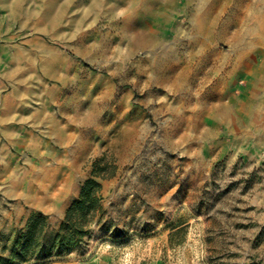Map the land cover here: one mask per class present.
<instances>
[{"label": "rangeland", "instance_id": "rangeland-1", "mask_svg": "<svg viewBox=\"0 0 264 264\" xmlns=\"http://www.w3.org/2000/svg\"><path fill=\"white\" fill-rule=\"evenodd\" d=\"M170 1L178 13H165ZM24 2L43 30L0 3V249L33 212L60 225L96 173L102 210L90 234L28 264H264V0L232 4L228 32L199 48L188 98L169 87L191 58L150 60L189 55L196 35L181 11L193 3ZM160 19L164 44L141 48L138 34ZM236 37L244 43L232 47ZM200 99L214 108L194 114Z\"/></svg>", "mask_w": 264, "mask_h": 264}, {"label": "bare ground", "instance_id": "bare-ground-1", "mask_svg": "<svg viewBox=\"0 0 264 264\" xmlns=\"http://www.w3.org/2000/svg\"><path fill=\"white\" fill-rule=\"evenodd\" d=\"M143 1L145 0H139V2H143ZM184 1L187 5L189 2L194 4L193 10L181 11L182 13H184L185 17L189 18L190 20L191 33H194L196 35V38L193 41L189 42L190 46H192L189 49L190 51L189 55L186 52L185 55L178 56L172 49L168 51L164 50L158 56L150 60V65L154 69H160L162 67H165L168 64V62H175L179 60L181 61L180 57L184 56L182 59L191 58V60L186 63L184 71L180 73L181 77L176 78L175 80H173V83L171 84V86L169 85L170 86L169 90L171 89V91L177 94H185L188 98L189 95L191 94L190 93V85H192L191 78L193 76H199L203 74L202 69L204 68V63L201 60V51L199 48L202 46L204 47V46L211 45L213 38H215V36L220 35L221 33L228 32L227 30L230 27L231 10L233 9L232 4H234L236 0H184ZM23 2L24 0H19L18 4H14L12 3V0H0L2 7L6 11H8L9 13L8 16L10 19L19 20V22H21L22 25H26V26L33 25L35 28L43 30L44 28L43 26L45 22L39 21V19H37L36 16L28 13L27 7H25V2L24 3ZM154 2L157 3L159 2V0H154ZM137 4L139 6V3L136 2L130 5L129 7H127L128 12L132 13L133 11L134 12L137 11L138 9ZM170 4H171L170 7L168 6V9L165 13H168V12L169 14L178 13L180 4H178V2H172V1H170ZM221 4H223L224 6H221ZM139 10L140 12H142L140 8ZM161 21H162L161 19L158 21V26L154 27L153 32H150V33L140 32L138 34V38H139L138 43L141 48H148L152 44H156L159 46H162L164 44L163 38H159V32H158V31L161 32L162 29L164 28V25L160 23ZM52 26L53 25H51V27ZM175 28H176V31H180L182 29L180 25H175ZM261 31L264 34V25L262 26ZM242 40L243 39L241 37H236L234 39L235 42L232 44V47L233 46L235 47V44L237 43L238 44L244 43V41ZM197 58L199 59L198 61H197ZM206 74L213 75L215 74V70L212 69L208 71ZM12 78H13V75L9 74L8 80L12 81L13 80ZM2 92H3V89L0 88V95L2 94ZM20 92H21L20 89L14 88L12 91H10L9 95H11L12 97H17ZM213 106H214L213 104H209L207 101L200 99L196 105V108L194 109V112H195L194 114L198 115L201 112H203L205 108L211 109V108H214ZM227 109L228 107H225V106L222 108L220 107L219 109L217 108V111L215 113L218 114L221 112L222 115H226ZM225 111H226V114H224Z\"/></svg>", "mask_w": 264, "mask_h": 264}, {"label": "trees", "instance_id": "trees-1", "mask_svg": "<svg viewBox=\"0 0 264 264\" xmlns=\"http://www.w3.org/2000/svg\"><path fill=\"white\" fill-rule=\"evenodd\" d=\"M98 178L94 173L85 182L60 225L54 226L50 216L41 211L31 213L24 227L15 229L1 247L0 264H28L72 253L90 234L102 210V184Z\"/></svg>", "mask_w": 264, "mask_h": 264}, {"label": "crops", "instance_id": "crops-1", "mask_svg": "<svg viewBox=\"0 0 264 264\" xmlns=\"http://www.w3.org/2000/svg\"><path fill=\"white\" fill-rule=\"evenodd\" d=\"M250 67H255V65L254 66L250 65ZM259 67H260L259 68L260 77H261L262 82H264V60H262V63ZM258 106H260V105H258ZM261 106L264 107V104H262ZM0 107L2 109H6L8 107V103H7L6 98L0 97ZM4 119H6V118H4ZM8 120H9V118H8ZM259 126H263V123H262V125H259Z\"/></svg>", "mask_w": 264, "mask_h": 264}]
</instances>
